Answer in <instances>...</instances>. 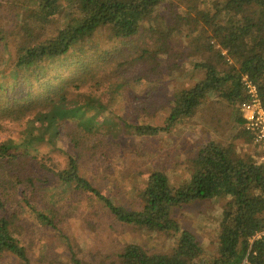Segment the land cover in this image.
<instances>
[{
    "label": "trees",
    "instance_id": "1",
    "mask_svg": "<svg viewBox=\"0 0 264 264\" xmlns=\"http://www.w3.org/2000/svg\"><path fill=\"white\" fill-rule=\"evenodd\" d=\"M22 1L21 12L12 19L14 27H0V264H32L18 239L19 231L28 226L26 219H19L26 209L28 219L60 233L70 254L69 264H84L74 243L69 244L57 228L68 217L55 221L63 208L70 207L72 192L100 204L118 225L173 240L168 252L125 243L115 254L119 264H264V235L253 240L264 233V156L261 162L251 156L240 158L234 145L240 139L251 142L239 109L250 99L244 79L255 87L264 110V0H188L185 15L170 9L174 5L168 0ZM163 11H168L167 17ZM61 14L64 24L50 38L40 40L43 27ZM160 22L162 32L157 28ZM105 27L121 43L151 40V46L136 44L134 49L140 53L129 60L131 65L143 59L154 64L136 74L147 83L162 59L169 63L174 58V37H179L178 45L185 42L202 57L192 66L202 73L201 78L173 94L162 126L132 124L118 115L112 120L107 117L110 95L121 92L125 82H109L104 98L88 94L84 105L72 104L78 102L77 91L86 86V80L98 85L99 77L92 74L96 70L87 60L97 49L98 31ZM12 37L19 46L10 60ZM69 60L72 63L67 65ZM73 77L82 79L74 82ZM212 95L233 111L240 128L226 145L211 140L202 146L188 179L180 185L172 186L163 170H153L143 182L138 181V187H127L131 203L118 205L84 177L85 159L95 165L113 140L169 134L195 116ZM58 137L66 138L75 152L65 154L63 168L55 162ZM42 146L50 148L42 150ZM98 171L93 170L96 175ZM6 184L16 190L14 200L7 197ZM217 198L226 203L219 216L216 253L206 256L197 236L183 229L173 213Z\"/></svg>",
    "mask_w": 264,
    "mask_h": 264
},
{
    "label": "rangeland",
    "instance_id": "2",
    "mask_svg": "<svg viewBox=\"0 0 264 264\" xmlns=\"http://www.w3.org/2000/svg\"><path fill=\"white\" fill-rule=\"evenodd\" d=\"M168 1L174 5L170 9H177L180 15H185L184 9L188 0ZM21 4H23L22 0H0V27L4 25L8 28L14 27L12 19L21 12ZM202 8L206 9V7ZM165 14L167 17L168 11ZM64 22L63 14L61 17H55L49 25L43 27L40 40L50 38ZM157 28L159 32L164 30L162 22ZM96 38L97 49L87 62L96 70L92 74H97L96 76L99 77L96 80L98 85L96 86L92 80H86V86L82 85L77 91V94H80L78 102L73 101L72 104L75 107L84 105L88 94L104 98L103 92H106L109 82L115 85L125 82L121 92L110 95L113 99L109 101L110 113L107 117L111 120L113 115H118L132 124L148 123L162 126L164 117L167 115V102L172 99L173 94L179 89L193 86L202 76L200 71L192 69L193 64L200 61L202 57L191 51L185 42L180 41L181 44L178 45V36L172 39L173 43L176 42L172 49L174 58L169 63L165 58L162 59L161 67H156L152 75L148 77L151 80L150 83L143 78H137L139 76L136 74L152 69L155 67L154 64L149 65V62L143 59L131 65L129 60L140 53L139 50L134 49L136 44L151 46V40L143 39V43L142 40L135 39L134 42L121 43L112 38L111 30L107 27L101 28ZM8 42V57L13 60L18 51V41L12 37ZM66 59L68 57L63 61ZM70 63L72 60H69L67 65ZM120 64H122L121 67ZM117 67L120 68L115 71ZM80 78L73 77V81ZM146 93L152 94L146 95ZM100 119L98 121H101ZM239 128L233 111L212 95L205 99L195 116L176 126L169 134L154 139L125 137L122 142L113 140V145L102 151V158L95 165H92L89 159H85L86 164L82 173L94 186L102 190V193L113 198L116 204L121 205L124 202L129 204L131 201L128 188L138 187V181L143 182L149 172L163 170L169 176L170 184L178 186L188 179L192 161L202 146L211 140L226 145ZM55 144L60 152H56L55 162L58 168H63L66 162L65 154L74 155L75 152L64 137H58ZM234 145L235 154L238 157L251 156L258 162L262 161L260 151L252 142L247 143L240 139L236 140ZM44 148L49 150L50 147H41L42 150H45ZM106 159L110 165L109 168L106 165ZM91 168L94 171L99 170L97 175ZM18 173L15 172L14 176H18ZM108 183L114 186L110 187ZM5 186L8 188L5 192L7 197L11 196V200H14L13 193L16 190L11 191L8 184ZM81 195L72 192L71 196L69 195L70 207L67 205L65 209L63 208L55 221H59L64 215V220L68 217L58 224L57 228L60 232L63 231L62 237L65 236L69 244L74 243L75 251L78 252V257L84 264H119L116 262L115 254L125 243L142 245L150 252L171 250L173 246L171 238L118 225L100 204L97 205L93 199L90 201L87 196L81 197ZM64 196L68 198V191ZM225 203L226 199L217 198L174 210L173 217L183 229H189L197 236L206 256L216 253L215 237L218 234L220 212ZM29 216L27 209L19 214L21 217L19 219H26L28 226L26 225V230L19 231L18 239L25 244L32 264H69L70 254L66 243L59 238L60 233L38 226L36 222L28 219ZM6 263L7 261L4 264Z\"/></svg>",
    "mask_w": 264,
    "mask_h": 264
},
{
    "label": "built area",
    "instance_id": "3",
    "mask_svg": "<svg viewBox=\"0 0 264 264\" xmlns=\"http://www.w3.org/2000/svg\"><path fill=\"white\" fill-rule=\"evenodd\" d=\"M249 96V101L240 105V113L244 120V129L250 134L251 142L264 156V110L257 98L255 87L246 79L243 80ZM264 233L257 234L253 240L260 238Z\"/></svg>",
    "mask_w": 264,
    "mask_h": 264
}]
</instances>
